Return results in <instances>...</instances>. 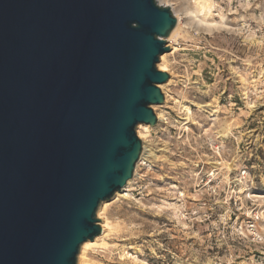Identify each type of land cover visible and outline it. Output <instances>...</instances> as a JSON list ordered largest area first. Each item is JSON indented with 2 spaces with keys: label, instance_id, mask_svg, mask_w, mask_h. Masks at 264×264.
I'll use <instances>...</instances> for the list:
<instances>
[{
  "label": "water",
  "instance_id": "obj_1",
  "mask_svg": "<svg viewBox=\"0 0 264 264\" xmlns=\"http://www.w3.org/2000/svg\"><path fill=\"white\" fill-rule=\"evenodd\" d=\"M158 0H0V264H78L170 74Z\"/></svg>",
  "mask_w": 264,
  "mask_h": 264
},
{
  "label": "rangeland",
  "instance_id": "obj_2",
  "mask_svg": "<svg viewBox=\"0 0 264 264\" xmlns=\"http://www.w3.org/2000/svg\"><path fill=\"white\" fill-rule=\"evenodd\" d=\"M158 1L221 25L179 12L177 49L158 63L164 119L138 125L144 160L108 200L114 228L87 264H264V0Z\"/></svg>",
  "mask_w": 264,
  "mask_h": 264
},
{
  "label": "bare ground",
  "instance_id": "obj_3",
  "mask_svg": "<svg viewBox=\"0 0 264 264\" xmlns=\"http://www.w3.org/2000/svg\"><path fill=\"white\" fill-rule=\"evenodd\" d=\"M159 2V1H158ZM161 4V3H160ZM165 6H170L169 4H164ZM195 5V4H194ZM196 5L197 6H200L201 8H202V10L203 11H206L207 10V8H211V2H208L207 0H196ZM213 5V4H212ZM175 6H176V4H175ZM184 6V4L182 5V7ZM186 6V5H185ZM197 6H196V8H197ZM187 7V6H186ZM213 7V6H212ZM171 8V7H170ZM173 8V7H172ZM171 8V9H172ZM181 8V7H180ZM189 8V7H188ZM195 8V9H196ZM192 9V8H191ZM190 9V10H191ZM194 9V8H193ZM192 9V10H193ZM197 10V9H196ZM172 11L174 12V15L176 16V18H177V20H178V23H177V25H176V27L172 30V32L170 33V35L168 36V37H166V42H167V45H170V47H171V50H176L177 48H176V45H177V42H178V38H177V36H178V33H179V31H180V29H181V27H182V24L184 23V21H183V19H182V17H181V15H180V13L179 12H183L184 11V13L189 17V20L190 21H196V22H198V23H205V24H207L209 27H212V26H215V27H218V26H220L221 25V23L220 22H207V21H205L204 19H202V18H200V16L198 15V14H196V11L194 10V11H189L187 8L185 9V7H184V10L181 8V9H178L177 7H174L173 9H172ZM202 12V11H201ZM197 13H199V12H197ZM202 14V13H201ZM186 20V19H185ZM214 21V20H213ZM195 22V23H196ZM192 23V22H191ZM194 23V22H193ZM207 27V26H206ZM208 27V28H209ZM160 59H162V61H163V63L165 62V60L167 59V57H165V54H163L161 57H160ZM166 65V64H165ZM159 67H160V70H167L166 69V67L164 66V64L162 65V62H161V64L159 65ZM158 67V68H159ZM171 82H172V80H169L168 82H166V83H164V84H161V85H159L163 90H164V92H165V94H166V92L167 91H165L166 89V87L168 86V85H170L171 84ZM168 96V95H167ZM153 106H158V105H153ZM164 106V105H163ZM203 106V105H202ZM208 106V105H207ZM184 107V106H183ZM187 112H188V114L189 115H191V108L189 107V106H186L185 105V108H184ZM187 115V114H186ZM188 116V115H187ZM157 117H158V120H160V121H162L163 119H164V116H163V114H161L160 112H157ZM191 117V116H190ZM186 118H188V117H186ZM139 127L141 128H144V130H145V132H148L149 130H150V128L152 127L150 124H139ZM139 128V129H140ZM145 132H142V131H140L139 130V135L138 136H140L142 139H145L146 137H147V134L145 133ZM148 138V137H147ZM146 142V141H145ZM145 146V145H144ZM143 146V147H144ZM145 151H146V146H145ZM143 151V150H142ZM142 154V153H141ZM144 157H145V152L140 156V160H139V163H138V165L140 164V162H142V160H144ZM138 169V168H137ZM133 181V179L131 178L129 181H128V183L125 185V187L121 190V191H118L111 199L112 200H114L115 198H117V197H119V196H124L125 194H123V192H125L126 191V188H128V186L131 184V182ZM110 199V200H111ZM102 204H103V207L100 209V211H99V218H102V220H100L99 222H100V224H101V227H102V233L99 235V236H97L94 240H88V241H86V242H84L83 244H82V246H81V249H80V255H79V263L80 264H87L88 263V257H87V253H88V250L90 249V248H93V247H96V246H100V245H103L104 243H105V236H106V232H108L109 230H111L112 228H114L113 226H112V221H109V219L108 218H106L104 215H103V213L105 212L106 213V211H104L105 209H106V204H108V201H104V202H102ZM104 213V214H105ZM114 230V229H113Z\"/></svg>",
  "mask_w": 264,
  "mask_h": 264
}]
</instances>
